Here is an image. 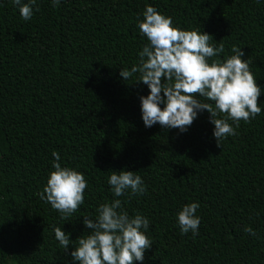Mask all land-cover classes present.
<instances>
[{"label":"trees","instance_id":"obj_1","mask_svg":"<svg viewBox=\"0 0 264 264\" xmlns=\"http://www.w3.org/2000/svg\"><path fill=\"white\" fill-rule=\"evenodd\" d=\"M146 5L211 34L224 44L218 58L236 45L251 60L261 114L219 147L207 111L183 133L144 126L149 89L119 72L148 42L138 28ZM53 152L88 182L68 221L38 195ZM121 170L140 175L146 194L114 197L107 179ZM113 199L149 220L143 264H264V0H37L28 21L0 0V264H78L70 252L90 231L83 217ZM193 202L195 236L177 223ZM54 227L70 234L68 251Z\"/></svg>","mask_w":264,"mask_h":264},{"label":"clouds","instance_id":"obj_2","mask_svg":"<svg viewBox=\"0 0 264 264\" xmlns=\"http://www.w3.org/2000/svg\"><path fill=\"white\" fill-rule=\"evenodd\" d=\"M23 20L33 17L37 0H11ZM60 0H52L58 7ZM35 11H39L35 7ZM143 20L138 19L140 33L146 37L138 53V62L131 69H120L119 75L127 81L139 74L136 82L147 85L149 92L140 96L141 118L145 127L159 124L164 129L186 132L198 113L207 111L214 125L212 135L219 147L221 141L236 135L240 122L250 123L261 114L259 97L262 88L251 71L250 59H242L241 47L233 45L232 55L220 59L224 44L215 42L213 36L194 28L184 30L174 25L152 6H145ZM163 105V107H161ZM231 121V123L229 122ZM53 170L46 185L38 192L39 198L68 221L84 203L88 182L83 173L73 167L61 166L58 152ZM114 197L144 195L146 186L134 171H112L107 179ZM124 201L113 199L101 203L96 216L83 217L86 234L76 239L70 252L78 264H143L145 251L152 245L146 235L149 220L136 213L130 216L123 207ZM199 203L182 206L177 213V223L182 234L198 235L201 222L196 215ZM55 239L68 251L72 242L70 234L54 227ZM245 232L256 236L251 227Z\"/></svg>","mask_w":264,"mask_h":264}]
</instances>
